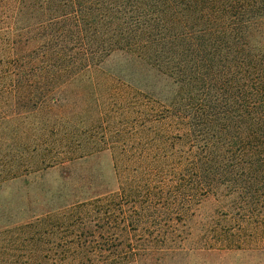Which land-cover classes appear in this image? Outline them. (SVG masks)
Segmentation results:
<instances>
[{"label": "trees", "instance_id": "1", "mask_svg": "<svg viewBox=\"0 0 264 264\" xmlns=\"http://www.w3.org/2000/svg\"><path fill=\"white\" fill-rule=\"evenodd\" d=\"M115 51L172 93L86 103ZM30 116L32 144L0 136V185L109 150L117 187L0 226V264L135 263L203 197L209 244L264 254V0H0V127Z\"/></svg>", "mask_w": 264, "mask_h": 264}, {"label": "rangeland", "instance_id": "2", "mask_svg": "<svg viewBox=\"0 0 264 264\" xmlns=\"http://www.w3.org/2000/svg\"><path fill=\"white\" fill-rule=\"evenodd\" d=\"M93 74L99 82L97 94L86 95L84 99L90 105L95 98L108 105L113 93L110 85L127 84L160 95H170L173 90L165 77L140 65L123 51L111 53ZM74 88L75 86H70L68 90ZM36 124V119L31 116L19 117L3 124L0 136L8 135L4 136L6 143L28 146L37 136V133L29 131ZM11 128L15 132L13 138L9 137ZM27 129L29 130L26 132ZM98 134L100 135L99 130ZM113 166L112 153L104 150L86 160L77 161L68 168L53 166L3 182L0 185V226L23 220L82 194L93 193L105 187L115 189L117 177ZM97 184L100 186H96ZM70 185L76 189H72ZM78 187H81V192L77 190ZM214 205L212 199L203 197L188 223L180 224L177 227L179 230L163 243L160 241L161 236L150 240L152 243L146 246L150 247L147 255L131 264H264V254L253 248L246 251L226 250L219 249L213 242L209 244L211 223L221 216ZM151 251L154 254L152 256Z\"/></svg>", "mask_w": 264, "mask_h": 264}]
</instances>
